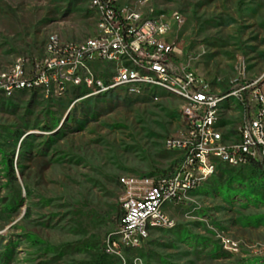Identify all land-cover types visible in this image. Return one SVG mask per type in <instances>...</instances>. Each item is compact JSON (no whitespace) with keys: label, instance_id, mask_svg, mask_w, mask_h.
<instances>
[{"label":"rangeland","instance_id":"obj_1","mask_svg":"<svg viewBox=\"0 0 264 264\" xmlns=\"http://www.w3.org/2000/svg\"><path fill=\"white\" fill-rule=\"evenodd\" d=\"M142 1L121 0L145 16L181 14L167 37L180 41L182 60L214 91L264 78V0ZM87 6L0 0V71L20 56L30 72L52 33L63 40L91 36ZM178 109L170 96L70 90L46 98L0 90V264H264V187L251 165L219 166L167 207L174 228L150 230L135 248L118 242L119 177L175 168L178 155L162 141L176 132ZM239 116L224 105L226 139Z\"/></svg>","mask_w":264,"mask_h":264},{"label":"built area","instance_id":"obj_2","mask_svg":"<svg viewBox=\"0 0 264 264\" xmlns=\"http://www.w3.org/2000/svg\"><path fill=\"white\" fill-rule=\"evenodd\" d=\"M87 8L94 26L91 36L63 40L50 34L45 56L30 72L20 56L0 71V90L6 96L33 92L62 98L73 88H83L87 93L119 91L150 99L170 96L179 102L180 124L162 141L165 150L178 155L175 168L118 180L123 195L114 234L120 244L135 248L150 230L174 228L167 207L184 201L220 164L234 168L254 161L264 169V78L216 92L182 60L180 41L167 37L174 24L182 23L177 11L169 18L145 16L121 0H88ZM225 104L240 112L232 140L225 138L221 125ZM225 245L237 251L235 243Z\"/></svg>","mask_w":264,"mask_h":264},{"label":"trees","instance_id":"obj_3","mask_svg":"<svg viewBox=\"0 0 264 264\" xmlns=\"http://www.w3.org/2000/svg\"><path fill=\"white\" fill-rule=\"evenodd\" d=\"M71 90H76L78 92H87L85 89L83 88H73ZM247 165H251L252 168H257V170H259V173L257 174L256 176V179L260 182V184L264 187V169L261 167L260 164H258L257 162H254V161H250ZM219 166H224V167H228V168H231L227 165H222L220 164ZM218 166V167H219ZM245 166V165H244Z\"/></svg>","mask_w":264,"mask_h":264},{"label":"crops","instance_id":"obj_4","mask_svg":"<svg viewBox=\"0 0 264 264\" xmlns=\"http://www.w3.org/2000/svg\"><path fill=\"white\" fill-rule=\"evenodd\" d=\"M231 108V107H230ZM235 109H237V108H235ZM238 110V109H237ZM239 111V110H238ZM233 139V136L231 137V139L230 140H232ZM229 140V139H228Z\"/></svg>","mask_w":264,"mask_h":264}]
</instances>
